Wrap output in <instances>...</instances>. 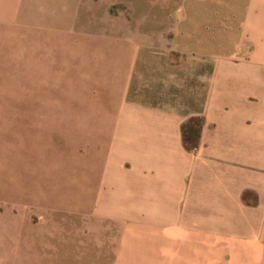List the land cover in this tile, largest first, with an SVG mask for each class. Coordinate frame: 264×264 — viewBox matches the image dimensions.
<instances>
[{
	"label": "crops",
	"instance_id": "crops-1",
	"mask_svg": "<svg viewBox=\"0 0 264 264\" xmlns=\"http://www.w3.org/2000/svg\"><path fill=\"white\" fill-rule=\"evenodd\" d=\"M206 2L131 55L93 212L111 264H264V0ZM58 4L0 0V25Z\"/></svg>",
	"mask_w": 264,
	"mask_h": 264
},
{
	"label": "rangeland",
	"instance_id": "rangeland-1",
	"mask_svg": "<svg viewBox=\"0 0 264 264\" xmlns=\"http://www.w3.org/2000/svg\"><path fill=\"white\" fill-rule=\"evenodd\" d=\"M56 4L48 27L0 25V264L112 263L116 229L93 212L131 55L207 12L206 0Z\"/></svg>",
	"mask_w": 264,
	"mask_h": 264
}]
</instances>
